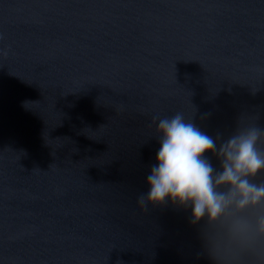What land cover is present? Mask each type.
I'll list each match as a JSON object with an SVG mask.
<instances>
[{"label": "water", "instance_id": "1", "mask_svg": "<svg viewBox=\"0 0 264 264\" xmlns=\"http://www.w3.org/2000/svg\"><path fill=\"white\" fill-rule=\"evenodd\" d=\"M177 112L264 128V0H0V264H264V202L137 205Z\"/></svg>", "mask_w": 264, "mask_h": 264}, {"label": "clouds", "instance_id": "2", "mask_svg": "<svg viewBox=\"0 0 264 264\" xmlns=\"http://www.w3.org/2000/svg\"><path fill=\"white\" fill-rule=\"evenodd\" d=\"M154 119L159 147L145 178L146 191L137 197L138 206L187 208L191 220L198 222L205 216L216 220L229 206L243 210L264 202V185L251 182L264 171V151L258 147L264 142V128L238 130L218 148L216 139L183 113ZM213 153L221 162L218 172L208 158ZM221 186L228 191H218ZM259 228L264 231V218Z\"/></svg>", "mask_w": 264, "mask_h": 264}]
</instances>
